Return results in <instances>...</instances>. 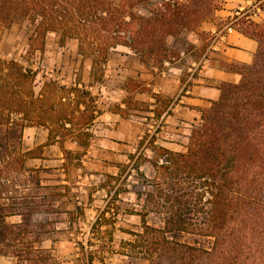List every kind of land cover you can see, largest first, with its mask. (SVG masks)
<instances>
[{"label":"crops","instance_id":"1","mask_svg":"<svg viewBox=\"0 0 264 264\" xmlns=\"http://www.w3.org/2000/svg\"><path fill=\"white\" fill-rule=\"evenodd\" d=\"M215 1L196 27L163 38L168 53L160 59L124 44L102 59L61 29L46 36L41 52L52 72L32 67L38 71L16 113L22 132L14 157L32 223L42 210L41 223L53 225L38 247L63 264H87V254L92 264H149L128 243L141 230L154 163L163 150H187L221 85L239 81L233 67L253 60L257 40L240 26L264 24V0ZM214 30L224 35L213 40ZM52 209L60 214L53 222ZM0 264L17 261L0 255Z\"/></svg>","mask_w":264,"mask_h":264},{"label":"trees","instance_id":"2","mask_svg":"<svg viewBox=\"0 0 264 264\" xmlns=\"http://www.w3.org/2000/svg\"><path fill=\"white\" fill-rule=\"evenodd\" d=\"M142 1L114 6L108 0H0V30L16 17L36 23L35 31L43 35L58 28L64 36H76L88 27L84 37L102 40L97 48L107 49L120 39V26L129 24L126 6ZM215 7V0H165L147 17L130 13L137 26L123 43L153 55L163 49L165 36L196 27ZM97 21L102 28L88 25ZM240 29L257 40L252 62L233 67L239 81L221 85L187 150H163L165 162L154 163L158 175L145 195L141 230L131 232L135 239L128 243L149 264H264V24L243 23ZM29 73L15 60L0 59V85L6 77ZM23 107L15 91L0 90V180L8 166L20 162L14 156L6 159L22 132V124L11 116ZM33 211L25 200L8 198L0 182V255L13 256L17 264H63L36 245ZM153 213L157 220L149 218ZM9 215H20L21 221L8 223ZM92 261L87 254V264Z\"/></svg>","mask_w":264,"mask_h":264},{"label":"rangeland","instance_id":"3","mask_svg":"<svg viewBox=\"0 0 264 264\" xmlns=\"http://www.w3.org/2000/svg\"><path fill=\"white\" fill-rule=\"evenodd\" d=\"M110 4H114V6H119L121 5L124 1L126 0H108ZM181 1V0H177ZM165 0H144L141 3H136L132 7L126 6V13H124L125 18L124 20L129 23L126 25L120 26V28L116 31L118 36H120V39H117L115 44L111 45V47H114L116 44H124L123 42L129 41V38L132 31H134L135 27L130 26V21L128 20V14L130 16V13L134 16L136 14L140 15L143 12H146L145 10H153L155 8L161 7V4H164ZM129 12V13H128ZM140 13V14H139ZM100 14V13H99ZM207 18V17H206ZM205 18V19H206ZM72 24L70 26H73L74 22H71ZM113 23H109V27H112V29L116 28V25L113 27ZM136 23V22H135ZM36 23H31L28 18L24 17H16L13 19V21L6 27H3L0 30V59L4 60L5 62L10 61V60H15L24 70H30V73L26 78H20V77H6L1 83L5 84L6 87L3 89L2 84L0 85V90H7L8 92L15 91L22 100L24 101L25 97L30 96V90H31V85L33 82V79L36 78V73L38 70H40L42 73H51L52 70L47 69V63H46V55L42 54V49L44 48V43L47 35H50L52 32L57 31L58 28L54 30H50L44 35L41 34L40 32L37 33L35 31V25ZM134 24V23H133ZM92 28H102V25L100 21L97 22H91L88 24ZM86 29H81L80 30V35H66L69 37H73L79 40L80 42V50L92 54H96L98 58L104 59L106 57L107 52L110 50L111 47L107 49H98L97 46H99L100 43H102V40H95L92 35L89 36V39L85 38L83 33L86 30L89 32L87 29L88 27H85ZM91 28V29H92ZM73 35V36H72ZM113 35V34H112ZM85 38V40L80 41L81 39L79 38ZM91 43V45H90ZM162 48L161 50H158L153 56L158 57L157 59L163 58L167 56V49L163 45V41L161 42ZM126 45V44H124ZM133 47L136 51L138 46L134 45L131 46ZM139 52V51H138ZM141 54V53H140ZM142 55V54H141ZM146 57L152 56L149 55L147 52H144ZM101 59V60H102ZM39 62V64L37 63ZM37 63L38 70L33 71L32 67ZM37 85H35V89L37 90ZM3 106V105H2ZM13 119L19 118V116L16 113H13L11 116ZM8 152H11V157L6 159L8 162L12 160V157L15 156L16 153H18V146H11ZM5 169V168H4ZM17 165H11L6 168L4 171L0 182L2 183V189L4 190V193L8 198L12 199V197L16 198V201L22 202L25 199L24 193H27L28 191H24V188L21 187L23 183V178L19 175V173L16 172ZM9 200H5V202H8ZM52 213H58L59 210H50ZM42 210H40V214L38 217L36 216V219L39 220V222H33V236H38V242H40V239L46 235V233L50 230H52L53 225L47 226L42 224V220L44 216L42 215ZM157 215L154 213L150 215L149 218H156ZM60 218V214H53L52 215V222L55 220H58ZM154 220H157L154 219ZM38 242L36 245L38 246ZM89 242H87V248H89ZM99 248V249H98ZM101 247H93L92 250H99L100 251ZM53 257V256H52ZM55 261H61V259H58L56 257H53Z\"/></svg>","mask_w":264,"mask_h":264},{"label":"built area","instance_id":"4","mask_svg":"<svg viewBox=\"0 0 264 264\" xmlns=\"http://www.w3.org/2000/svg\"><path fill=\"white\" fill-rule=\"evenodd\" d=\"M212 34H213V40H215L217 37H221V36H223L224 35V32H219V31H213L212 32ZM165 158H166V155H162V156H160L159 158H158V161H157V163L158 164H161V163H163V162H165Z\"/></svg>","mask_w":264,"mask_h":264}]
</instances>
